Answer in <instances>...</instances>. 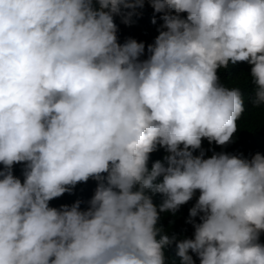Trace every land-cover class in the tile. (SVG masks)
I'll list each match as a JSON object with an SVG mask.
<instances>
[{
  "label": "clouds",
  "instance_id": "obj_1",
  "mask_svg": "<svg viewBox=\"0 0 264 264\" xmlns=\"http://www.w3.org/2000/svg\"><path fill=\"white\" fill-rule=\"evenodd\" d=\"M145 2L0 0V264H195L190 251L264 264V154L201 148L232 142L245 111L218 69L252 65L264 106V0H147L163 23L141 60L145 44L119 43L114 17L129 24ZM89 179L86 210L49 206ZM197 190L193 237L161 234L159 214Z\"/></svg>",
  "mask_w": 264,
  "mask_h": 264
},
{
  "label": "trees",
  "instance_id": "obj_2",
  "mask_svg": "<svg viewBox=\"0 0 264 264\" xmlns=\"http://www.w3.org/2000/svg\"><path fill=\"white\" fill-rule=\"evenodd\" d=\"M139 15H134L129 24L122 22L121 17H114V22L117 25V37L118 42L123 44L127 39L132 38L137 42H143L145 44V53L140 57L141 60L147 59V45L154 42L155 37L159 34L157 29L163 23L160 20V13L155 14L156 24L152 23L154 16V10L152 7L145 2L142 9H138ZM186 16V14H181ZM251 67L247 62H237L235 65L229 64L225 68L218 69V76L220 83L227 87H239L244 98L245 111L237 121V131L234 133L232 142L219 146L214 142L209 144L207 139H202L201 148L205 152V158L210 157L214 152L228 153L231 155L242 156L244 158H251L256 153L264 154V106L256 108L253 106L251 100L254 95L255 85L251 82ZM201 149H197L193 152V155H199ZM166 155L163 148H158L150 154L148 162L149 169L153 162L162 160ZM0 167H3L0 165ZM23 169L24 164H15L13 166V175L21 179L23 182ZM106 175V174H104ZM97 181L89 179L86 183H78L75 188L72 189L71 193H65L59 198H55L49 202L50 207L59 209L62 205L71 206L77 200L81 201V210L88 208V201L94 195V191L97 187ZM138 187V186H137ZM135 190V189H134ZM199 190H197L193 198L182 205L179 210L173 215L170 212L160 213V219L157 227L162 229L161 234H176L178 240L183 238H192L194 228L191 224L186 223L189 216V210L194 206L196 200L199 197ZM162 195L157 193L153 196V203L157 206L162 202ZM199 222V218H196ZM259 242L264 244V233H261ZM165 250L172 252V255L180 261V258L176 255V245L172 244ZM195 264H200L198 257L195 253L190 251Z\"/></svg>",
  "mask_w": 264,
  "mask_h": 264
}]
</instances>
